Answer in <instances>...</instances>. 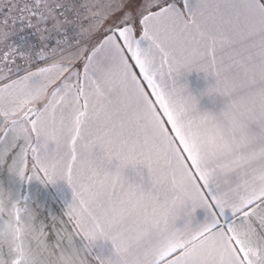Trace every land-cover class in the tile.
Listing matches in <instances>:
<instances>
[{
  "label": "snow or ice",
  "instance_id": "1",
  "mask_svg": "<svg viewBox=\"0 0 264 264\" xmlns=\"http://www.w3.org/2000/svg\"><path fill=\"white\" fill-rule=\"evenodd\" d=\"M67 259L264 264V0H0V264Z\"/></svg>",
  "mask_w": 264,
  "mask_h": 264
},
{
  "label": "crops",
  "instance_id": "2",
  "mask_svg": "<svg viewBox=\"0 0 264 264\" xmlns=\"http://www.w3.org/2000/svg\"><path fill=\"white\" fill-rule=\"evenodd\" d=\"M181 83H185L188 91L199 100L198 106L202 111L213 108L218 110L221 106L219 98H216L213 102L209 97L202 96L205 89L212 83L211 78L205 79L202 73L193 71L182 76ZM125 175L130 181L139 180V177L130 169L126 171ZM19 190L21 195L27 194L36 203L40 204L45 214L51 212L52 214L59 215L67 203L71 201V190L62 181L45 185L37 182L20 184ZM108 249H110V245H105V254H107Z\"/></svg>",
  "mask_w": 264,
  "mask_h": 264
},
{
  "label": "clouds",
  "instance_id": "3",
  "mask_svg": "<svg viewBox=\"0 0 264 264\" xmlns=\"http://www.w3.org/2000/svg\"><path fill=\"white\" fill-rule=\"evenodd\" d=\"M61 264H73V261L71 259H67L65 261H62Z\"/></svg>",
  "mask_w": 264,
  "mask_h": 264
}]
</instances>
